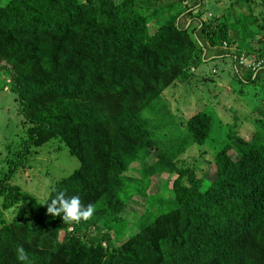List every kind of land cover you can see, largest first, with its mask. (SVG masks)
<instances>
[{
	"label": "trees",
	"instance_id": "trees-1",
	"mask_svg": "<svg viewBox=\"0 0 264 264\" xmlns=\"http://www.w3.org/2000/svg\"><path fill=\"white\" fill-rule=\"evenodd\" d=\"M258 1L215 0L224 7L210 13L203 0H0L2 91L26 127L0 178L1 210L17 209L9 221L0 215V264H264V113L255 107L250 132L232 126L218 141L206 179L197 157L175 151L209 146L214 114L196 109L176 123L161 101L168 87L189 84L192 69L227 56L243 69L239 83L264 93ZM165 127L178 132L159 135ZM54 140L78 166L39 201L10 179ZM136 164L138 177L126 176ZM162 174L173 179L155 206L147 191ZM61 191L93 215L68 224L48 214ZM131 199L144 206L129 224Z\"/></svg>",
	"mask_w": 264,
	"mask_h": 264
},
{
	"label": "rangeland",
	"instance_id": "rangeland-1",
	"mask_svg": "<svg viewBox=\"0 0 264 264\" xmlns=\"http://www.w3.org/2000/svg\"><path fill=\"white\" fill-rule=\"evenodd\" d=\"M256 2L259 1L256 0ZM202 6L203 9H209L210 13H216L215 8L221 9L224 4L215 3V0H203ZM237 45L247 46L246 41L242 42L240 39H237ZM224 48H229L230 54H235L237 50L234 46H224ZM242 60L243 58L239 62ZM251 62L250 57L244 59L245 66L250 65ZM254 68L255 66L251 67V70ZM191 72L193 74L189 81L190 85L176 83L173 87H168L163 91L161 101L169 109L176 123L184 122L196 109L203 110L207 114H214L215 126L212 127L211 135L213 136L212 141L208 143L209 146L207 144L190 145L188 142L175 151L180 154L179 158L197 157L196 163L200 166L199 168L203 169V175L206 179H211L214 167L209 161L214 158L215 150L219 147L218 141L224 139L228 131H232V126L243 134L252 130L253 120L257 116L254 108L257 107L264 113V93L260 91V84L239 83L238 80L241 77L245 78V74L241 68L239 72H234L233 62L229 56L225 59H214L210 63H203ZM4 85L5 82L0 76V178L11 168L14 153L19 149L26 131V127L22 124L23 117L19 112L17 101L12 93L2 91ZM145 118L148 117L145 116ZM181 128L179 126V129ZM150 130H153L151 126ZM170 130L174 133L178 132L174 128L165 127L159 130V135L165 133L169 136ZM159 150L168 153L169 147L161 141ZM151 152L152 157L157 154L155 149ZM39 153L41 154L37 157L31 158L30 167L19 168L13 173L10 183L16 189L41 201L54 181L70 174L78 166V161L55 140L47 143ZM205 165H209L210 169L208 170ZM138 171L136 164L125 175L135 178L138 177ZM172 179V175L165 174L152 178L147 194L153 195L152 201L155 206L159 205L158 198H162V195L168 196ZM143 206L144 202L141 199H131L125 210V220L129 224L135 222L142 214ZM16 210V208H10L2 211L0 207L1 218L9 221L15 215Z\"/></svg>",
	"mask_w": 264,
	"mask_h": 264
},
{
	"label": "clouds",
	"instance_id": "clouds-1",
	"mask_svg": "<svg viewBox=\"0 0 264 264\" xmlns=\"http://www.w3.org/2000/svg\"><path fill=\"white\" fill-rule=\"evenodd\" d=\"M93 212V205L82 207L78 196L66 197L63 191L57 193L56 197L47 204L48 214L53 217L63 214L62 220L68 224L79 222L81 219L86 221L93 215ZM17 258L20 261H27L23 247L17 249Z\"/></svg>",
	"mask_w": 264,
	"mask_h": 264
}]
</instances>
